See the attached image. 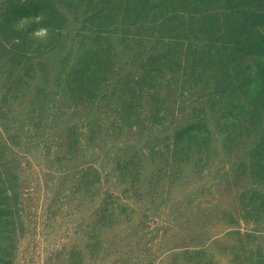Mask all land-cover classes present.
I'll return each instance as SVG.
<instances>
[{
	"label": "rangeland",
	"instance_id": "obj_1",
	"mask_svg": "<svg viewBox=\"0 0 264 264\" xmlns=\"http://www.w3.org/2000/svg\"><path fill=\"white\" fill-rule=\"evenodd\" d=\"M154 1L0 0V264H264V64Z\"/></svg>",
	"mask_w": 264,
	"mask_h": 264
},
{
	"label": "trees",
	"instance_id": "obj_2",
	"mask_svg": "<svg viewBox=\"0 0 264 264\" xmlns=\"http://www.w3.org/2000/svg\"><path fill=\"white\" fill-rule=\"evenodd\" d=\"M128 1V0H126ZM157 2H164L165 0H156ZM185 0H182V2H184ZM223 5L222 10L223 12H225L226 14H228L227 18V22L230 24L231 21H233V23L231 24V28H235V35H232L234 37V41L229 43V44H224L223 50L227 53L231 52V57L233 58L234 61L238 60V58L236 59V57L239 56H251L249 57V59L251 61H259L261 60V64H264V37L263 35H258V37L256 36H252L251 32L249 31L252 28H260L259 26H257V22L256 20L253 19L249 6L247 4L246 1L243 0H223ZM155 1L154 0H144L143 4L144 5H148V3L153 4ZM188 5L190 8H192V10H183L181 13L184 14V17H187L186 15H193L195 13H192L193 11L196 12L195 16L193 17L192 20H189V22H191V24H195V22L197 21V19H195L196 17H198V19H201V13L198 12L196 10V7L198 6L199 0H187ZM214 0H210L208 3L209 4H213ZM184 5V4H183ZM211 11V10H210ZM215 10L211 11L214 12ZM210 14V16H212V13H208ZM184 21V18L182 19ZM200 22H202V19L199 20ZM171 23L172 27L169 28V31L171 32V35H175L176 33L182 31L183 28V24L179 23V22H175V21H171L168 22ZM207 23V22H206ZM204 22V24H206ZM175 26H178L176 28H174ZM174 28V29H173ZM173 29V31H172ZM174 33V34H173ZM175 36H170L168 37L169 41L167 40V44H166V50H169L173 47V45H175ZM227 45V46H226ZM230 46V47H229ZM218 47L221 49V45L219 44ZM168 55V54H166ZM208 57V53L206 56H204V61H199L195 66L201 67L202 63V67L201 69L206 65V63L209 62H205L208 61L207 59ZM197 60H199V57L197 58ZM210 60V59H209ZM173 59H166L165 62L167 63V66L170 67V65L174 64ZM228 67V66H227ZM235 73V70H234ZM232 74V75H228L227 79L230 80H237V76L236 74ZM253 74H248V72H246L245 74V79L244 80H248L250 78H252ZM239 83V80H237ZM239 85V84H238ZM185 133L186 132H190L193 130V127L191 129H184ZM193 132V131H192Z\"/></svg>",
	"mask_w": 264,
	"mask_h": 264
}]
</instances>
